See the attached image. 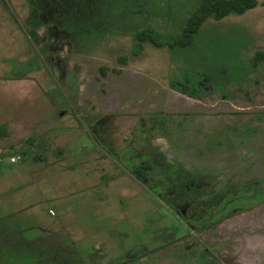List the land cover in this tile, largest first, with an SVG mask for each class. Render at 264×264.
Segmentation results:
<instances>
[{
	"label": "rangeland",
	"instance_id": "1",
	"mask_svg": "<svg viewBox=\"0 0 264 264\" xmlns=\"http://www.w3.org/2000/svg\"><path fill=\"white\" fill-rule=\"evenodd\" d=\"M53 1L69 31L9 0L35 51L0 2V216L86 264H264V0L138 56L195 0Z\"/></svg>",
	"mask_w": 264,
	"mask_h": 264
},
{
	"label": "trees",
	"instance_id": "2",
	"mask_svg": "<svg viewBox=\"0 0 264 264\" xmlns=\"http://www.w3.org/2000/svg\"><path fill=\"white\" fill-rule=\"evenodd\" d=\"M7 16L29 40L33 51L34 42L29 39L26 26L18 18L11 7L9 0H0ZM25 2L37 13L39 22L44 27H52L69 31L71 24L62 15L64 9H59L53 0H25ZM258 0H195V6L190 11L185 25L180 34L176 36L162 35L153 29H144L135 34V44L132 48L134 56L140 55L145 44L156 48L184 49L192 45L195 35L200 31L202 25L208 20L220 21L230 15L241 16L254 9ZM63 16L58 17L57 12ZM264 60V53L255 55L253 66H257ZM120 63L127 64V57L120 58ZM45 69L51 74L48 65ZM108 69L100 68V73L106 75ZM0 158V164L14 165L7 162L8 157ZM17 163V162H16ZM257 191V190H256ZM264 194V191H261ZM45 231L33 225L30 217L18 213H5L0 216V264H86L79 254L74 253V242L69 238L64 242V237L45 239ZM43 234V235H42ZM61 240V241H60ZM63 243V244H62ZM67 250L68 252H66Z\"/></svg>",
	"mask_w": 264,
	"mask_h": 264
},
{
	"label": "built area",
	"instance_id": "3",
	"mask_svg": "<svg viewBox=\"0 0 264 264\" xmlns=\"http://www.w3.org/2000/svg\"><path fill=\"white\" fill-rule=\"evenodd\" d=\"M19 159H20V157H19L18 155H13V156L7 158V162H8L9 164H14V163L18 162ZM1 161H2V160L0 159V162H1ZM50 213H51V214H54V212H53L52 210H50Z\"/></svg>",
	"mask_w": 264,
	"mask_h": 264
}]
</instances>
